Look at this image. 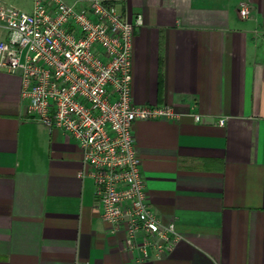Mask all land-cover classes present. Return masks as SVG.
<instances>
[{"label":"crops","instance_id":"obj_1","mask_svg":"<svg viewBox=\"0 0 264 264\" xmlns=\"http://www.w3.org/2000/svg\"><path fill=\"white\" fill-rule=\"evenodd\" d=\"M124 10L142 20L135 103L182 114L138 120L134 134L150 206L184 239L148 259L126 250L79 145L29 120L20 75L0 70V264H264V0H126Z\"/></svg>","mask_w":264,"mask_h":264},{"label":"built area","instance_id":"obj_2","mask_svg":"<svg viewBox=\"0 0 264 264\" xmlns=\"http://www.w3.org/2000/svg\"><path fill=\"white\" fill-rule=\"evenodd\" d=\"M124 6L126 0H33L25 11L0 1V70L20 75L29 120L63 130L79 145L102 219L124 235L126 250L148 259L184 236L150 206L134 124L182 114L172 105L135 103L132 55L142 20ZM248 14L244 6L241 15Z\"/></svg>","mask_w":264,"mask_h":264},{"label":"rangeland","instance_id":"obj_3","mask_svg":"<svg viewBox=\"0 0 264 264\" xmlns=\"http://www.w3.org/2000/svg\"><path fill=\"white\" fill-rule=\"evenodd\" d=\"M2 1L7 4L14 5L25 11H30L33 4V0H2Z\"/></svg>","mask_w":264,"mask_h":264}]
</instances>
